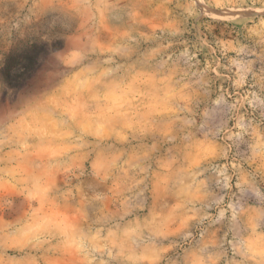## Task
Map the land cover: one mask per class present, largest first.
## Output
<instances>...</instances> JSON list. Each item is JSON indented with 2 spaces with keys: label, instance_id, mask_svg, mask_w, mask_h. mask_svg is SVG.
<instances>
[{
  "label": "rangeland",
  "instance_id": "obj_1",
  "mask_svg": "<svg viewBox=\"0 0 264 264\" xmlns=\"http://www.w3.org/2000/svg\"><path fill=\"white\" fill-rule=\"evenodd\" d=\"M0 264H264V0H0Z\"/></svg>",
  "mask_w": 264,
  "mask_h": 264
}]
</instances>
